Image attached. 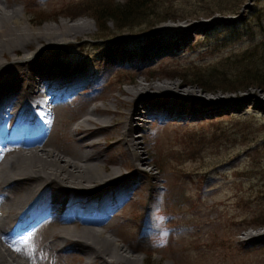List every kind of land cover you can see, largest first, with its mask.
I'll return each mask as SVG.
<instances>
[{
    "label": "rangeland",
    "instance_id": "1",
    "mask_svg": "<svg viewBox=\"0 0 264 264\" xmlns=\"http://www.w3.org/2000/svg\"><path fill=\"white\" fill-rule=\"evenodd\" d=\"M4 1L20 7L32 21L31 28L61 21H91L88 33L57 48L65 50L69 63L85 65L91 76L90 88L81 89L78 96L66 101L70 108L73 106L75 116L97 88L104 92L114 86V94L119 95L132 79L144 75L177 79L184 83L182 87H190L203 96L235 100L228 105H211L219 109L218 113L204 118L193 114L175 120L157 115L139 120L143 127L134 133L143 136L140 139L145 145L141 152L146 162L141 167L149 174L139 177L137 189L118 210L110 233L124 248L141 256L142 264H264V90L250 87L205 93L200 86L188 84L192 78L183 76L196 68H210L219 58L241 53L253 41H263L264 0H246L237 6L235 14L171 20L153 28L143 24L124 31L112 21L96 22L91 7L97 0ZM225 36L233 38L223 41ZM153 40L162 42L154 53L163 47L167 51L145 62L137 61L143 48ZM82 42L89 45L81 48ZM38 44L34 41L30 49L35 50ZM45 45L39 48L52 55L53 48ZM113 47L127 61L119 62L102 76L104 53ZM254 60L263 66L260 57ZM100 76L96 86L94 80ZM251 93H257L261 101L250 97ZM75 96L80 98L75 100ZM203 105L188 101L180 111H197ZM62 128L56 139H60ZM98 131V148L108 157V166L118 165L123 173H134L136 168L126 146L115 143L118 131L114 127ZM49 228L39 229L27 239L22 255L33 257L35 264H83L77 257L82 253H63L58 249L54 252L43 247L51 234Z\"/></svg>",
    "mask_w": 264,
    "mask_h": 264
},
{
    "label": "bare ground",
    "instance_id": "2",
    "mask_svg": "<svg viewBox=\"0 0 264 264\" xmlns=\"http://www.w3.org/2000/svg\"><path fill=\"white\" fill-rule=\"evenodd\" d=\"M31 23L20 7L0 0V264H35L21 249L46 226L51 234L43 247L82 253L77 257L83 264H142L141 256L124 248L110 233L118 210L137 189L139 177L149 174L141 167L146 162L141 152L143 136L134 133L143 127L139 120L157 115L175 120L193 114L204 118L218 113L211 105L235 100L203 96L182 87L184 83L177 79L144 75L132 79L119 95L114 94V86L104 92L97 88L75 116L66 101L90 88L91 76L85 65L69 63L65 50L57 48L88 33L92 23L61 21L40 28H31ZM34 41L39 42L35 50L30 49ZM41 44L53 48V54L39 48ZM85 45L89 43L82 42L81 48ZM161 45L156 40L147 43L137 61L161 56L167 48L154 53ZM104 54L102 76L127 61L115 47ZM100 78L94 80L96 86ZM250 97L261 101L257 93ZM188 101L204 105L197 111H180ZM60 127L62 133L56 139ZM108 127L118 131L115 143L126 146L134 173L108 166V157L98 148V130Z\"/></svg>",
    "mask_w": 264,
    "mask_h": 264
},
{
    "label": "trees",
    "instance_id": "3",
    "mask_svg": "<svg viewBox=\"0 0 264 264\" xmlns=\"http://www.w3.org/2000/svg\"><path fill=\"white\" fill-rule=\"evenodd\" d=\"M246 0H125L123 3L114 0H97L91 9L97 23L109 21L119 28L133 30L138 25L153 28L166 21H184L211 18L217 13L235 14L237 6ZM230 5V7H225ZM144 30V29H143ZM234 34V33H233ZM238 34V33H235ZM234 34V35H235ZM233 36H225L229 41ZM251 42L243 52L217 59L210 68L203 71L196 68L184 77L192 78L188 84H196L206 92L246 90L250 87L264 90V40ZM260 57L261 67L256 60ZM197 66V65H194Z\"/></svg>",
    "mask_w": 264,
    "mask_h": 264
}]
</instances>
